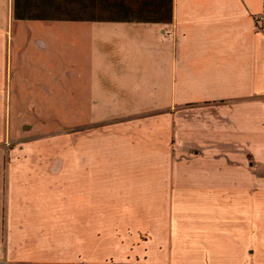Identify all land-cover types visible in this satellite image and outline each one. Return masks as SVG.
Segmentation results:
<instances>
[{
	"label": "crops",
	"instance_id": "1",
	"mask_svg": "<svg viewBox=\"0 0 264 264\" xmlns=\"http://www.w3.org/2000/svg\"><path fill=\"white\" fill-rule=\"evenodd\" d=\"M263 8L0 0V260L264 264Z\"/></svg>",
	"mask_w": 264,
	"mask_h": 264
},
{
	"label": "rangeland",
	"instance_id": "2",
	"mask_svg": "<svg viewBox=\"0 0 264 264\" xmlns=\"http://www.w3.org/2000/svg\"><path fill=\"white\" fill-rule=\"evenodd\" d=\"M48 126L51 127V122ZM65 130L66 127L62 124V120H55L53 134L39 136L40 139L45 140V142H48V144L53 147V158L56 160L62 159L63 138Z\"/></svg>",
	"mask_w": 264,
	"mask_h": 264
},
{
	"label": "built area",
	"instance_id": "3",
	"mask_svg": "<svg viewBox=\"0 0 264 264\" xmlns=\"http://www.w3.org/2000/svg\"><path fill=\"white\" fill-rule=\"evenodd\" d=\"M259 20L264 21V8H263L262 15L260 17H258L257 21H259ZM0 264H7V263L5 262V260H0Z\"/></svg>",
	"mask_w": 264,
	"mask_h": 264
},
{
	"label": "trees",
	"instance_id": "4",
	"mask_svg": "<svg viewBox=\"0 0 264 264\" xmlns=\"http://www.w3.org/2000/svg\"><path fill=\"white\" fill-rule=\"evenodd\" d=\"M258 18H256V20H257Z\"/></svg>",
	"mask_w": 264,
	"mask_h": 264
}]
</instances>
